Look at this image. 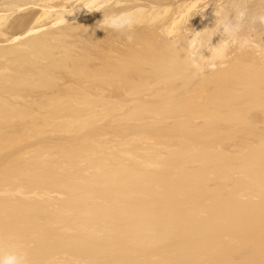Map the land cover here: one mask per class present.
Listing matches in <instances>:
<instances>
[{
    "label": "bare ground",
    "instance_id": "bare-ground-1",
    "mask_svg": "<svg viewBox=\"0 0 264 264\" xmlns=\"http://www.w3.org/2000/svg\"><path fill=\"white\" fill-rule=\"evenodd\" d=\"M241 10L243 49L225 33ZM260 13L264 0H0V253L264 264ZM197 33L202 60L228 41L202 75Z\"/></svg>",
    "mask_w": 264,
    "mask_h": 264
},
{
    "label": "clouds",
    "instance_id": "clouds-1",
    "mask_svg": "<svg viewBox=\"0 0 264 264\" xmlns=\"http://www.w3.org/2000/svg\"><path fill=\"white\" fill-rule=\"evenodd\" d=\"M247 17L246 10H241L237 13V24L234 28H226L225 33L229 36L230 41L233 44H238V46L243 49L250 46L251 41L248 37L239 35L241 31V26L245 18ZM254 20H259L261 24H264V13L258 14ZM200 33H197V38L191 41L190 44V54L189 60L191 66L194 70L195 75H202L205 71L210 70L215 67L212 63L213 57L216 59L223 58V52L226 51L228 47V41H222L218 46L211 49L212 55L210 58L201 59L200 48L201 41L199 39ZM132 37L129 36L128 40L131 42ZM27 257L24 253L20 251H8L6 253H0V264H26Z\"/></svg>",
    "mask_w": 264,
    "mask_h": 264
},
{
    "label": "rangeland",
    "instance_id": "rangeland-1",
    "mask_svg": "<svg viewBox=\"0 0 264 264\" xmlns=\"http://www.w3.org/2000/svg\"><path fill=\"white\" fill-rule=\"evenodd\" d=\"M65 24H63L62 26H64ZM55 27H57V26H55Z\"/></svg>",
    "mask_w": 264,
    "mask_h": 264
}]
</instances>
